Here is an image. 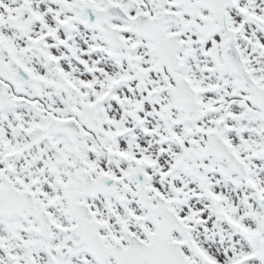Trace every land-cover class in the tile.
<instances>
[{
    "label": "snow or ice",
    "instance_id": "1",
    "mask_svg": "<svg viewBox=\"0 0 264 264\" xmlns=\"http://www.w3.org/2000/svg\"><path fill=\"white\" fill-rule=\"evenodd\" d=\"M0 264H264V0H0Z\"/></svg>",
    "mask_w": 264,
    "mask_h": 264
}]
</instances>
